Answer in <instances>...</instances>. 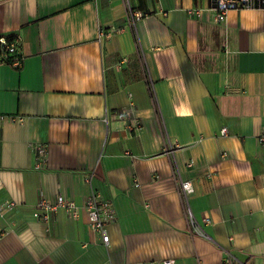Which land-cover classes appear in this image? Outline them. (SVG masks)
<instances>
[{
	"label": "crops",
	"instance_id": "obj_1",
	"mask_svg": "<svg viewBox=\"0 0 264 264\" xmlns=\"http://www.w3.org/2000/svg\"><path fill=\"white\" fill-rule=\"evenodd\" d=\"M0 35L25 55L0 53V264H264V8L0 0ZM92 193L117 211L108 244ZM59 196L77 217L35 216Z\"/></svg>",
	"mask_w": 264,
	"mask_h": 264
},
{
	"label": "built area",
	"instance_id": "obj_2",
	"mask_svg": "<svg viewBox=\"0 0 264 264\" xmlns=\"http://www.w3.org/2000/svg\"><path fill=\"white\" fill-rule=\"evenodd\" d=\"M211 7L215 11L216 20L222 22L226 19L230 10L243 9V8H264V0H211ZM198 16L201 15L200 10L193 11ZM132 18L134 21L144 16V12L132 11ZM103 34L109 35L110 32L102 31ZM0 48L2 50L3 58L9 59L10 64L15 67H20L25 60V55L20 51V39L13 38L8 39L6 35H0ZM121 114L128 118H131V111L123 109ZM129 127L133 128L134 125L129 124ZM223 133L227 132V128L222 129ZM260 140H264V131L260 135ZM45 152L44 147L38 148V153L43 155ZM180 191L184 199H188V196L194 191V185L190 180H179ZM59 208L66 209L71 216L77 217L79 214L78 205L74 200L67 199L64 196H59L55 203L49 202L47 199L42 198L38 201L35 209V216L49 220L50 214ZM84 208L89 215V221L92 231L97 235L98 240L104 244L110 242V234L108 231V225L117 220V211L112 200L103 198L99 194H90L84 203ZM188 216L192 227H194L202 235H207L206 232L199 226L198 220L195 218L190 209H188ZM162 264H177L174 258H165Z\"/></svg>",
	"mask_w": 264,
	"mask_h": 264
},
{
	"label": "trees",
	"instance_id": "obj_3",
	"mask_svg": "<svg viewBox=\"0 0 264 264\" xmlns=\"http://www.w3.org/2000/svg\"><path fill=\"white\" fill-rule=\"evenodd\" d=\"M14 37H13V35H9L8 36V39L9 40H12ZM0 53H1V55H2V61H5V62H7V63H10V60L9 59H4L3 58V54H2V50H1V48H0Z\"/></svg>",
	"mask_w": 264,
	"mask_h": 264
}]
</instances>
